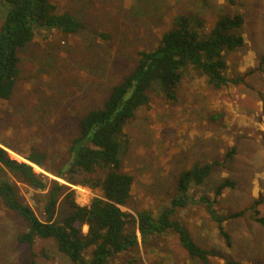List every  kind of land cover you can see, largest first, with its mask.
Returning <instances> with one entry per match:
<instances>
[{
    "label": "rangeland",
    "instance_id": "obj_1",
    "mask_svg": "<svg viewBox=\"0 0 264 264\" xmlns=\"http://www.w3.org/2000/svg\"><path fill=\"white\" fill-rule=\"evenodd\" d=\"M58 11L70 10L83 23L79 32L65 34L46 30L19 51V75L12 96L0 100V140L27 153L46 154V169L33 163L37 173L58 179L69 189L62 192L55 221L69 212L66 193L73 189L78 204H88L99 192L68 182L82 173L64 171L68 144L77 134V116L101 106L111 87L135 65L138 51L156 45L172 26L175 15L194 12L210 28L222 13H239L237 29L241 47L227 54V75L236 79L216 88L195 70L179 83L174 101L160 91L125 126L128 138L123 169L132 174L131 195L121 208L157 210L175 195L179 173L194 163L212 164L204 181L190 190L187 207L179 219L195 241L213 251L204 263L191 258L174 232L141 241L107 264H264V224L253 220L251 205L264 216V0H51ZM7 5L0 0V27ZM100 33H105L104 38ZM9 155L27 161L10 147ZM28 162V161H27ZM233 184L218 196L219 213L244 210L225 221L231 244L219 234L200 196H214L221 182ZM19 194L43 218L44 191L16 181ZM25 223L0 203V264H73L52 240L21 242ZM86 231V225L83 226Z\"/></svg>",
    "mask_w": 264,
    "mask_h": 264
},
{
    "label": "trees",
    "instance_id": "obj_2",
    "mask_svg": "<svg viewBox=\"0 0 264 264\" xmlns=\"http://www.w3.org/2000/svg\"><path fill=\"white\" fill-rule=\"evenodd\" d=\"M4 1L7 11L0 27V100L12 96L20 71L19 51L37 34L46 30L74 34L83 27L75 14L70 10L58 11L51 0ZM242 23L239 13L220 14L210 28L197 13L175 15L172 26L161 34L156 45L138 51L134 67L111 87L103 104L77 116V134L68 144L69 158L64 163V171L83 176L74 181L63 173L53 174L99 193L88 204H78L73 189L68 191L65 198L69 212L62 222L55 221V210L62 192L69 187L58 179L37 173L31 164L46 169V154L33 149L22 153L0 140V203L24 221L19 241L32 244L37 239H49L73 264H107L110 258L140 241L148 242L154 236L174 232L191 258L207 263L214 252L199 245L174 214L189 205L191 188L204 181L212 164L194 163L182 170L175 195L167 205L157 210L142 208L136 214L127 212L121 206L131 195L134 178L123 169L122 158L128 143L124 128L148 104L150 91H160L167 100H176L177 87L191 70L203 75L216 88L243 79L227 75V54L244 43L243 36L237 32ZM5 147L12 148L28 162L11 157ZM16 181L44 191L40 198L43 218L19 194ZM232 184L225 180L215 188L213 197L198 199L227 245L231 244V238L224 223L241 216L244 210L224 215L215 205L218 196ZM257 203L250 207L251 216L264 224ZM28 264H36L34 253Z\"/></svg>",
    "mask_w": 264,
    "mask_h": 264
}]
</instances>
